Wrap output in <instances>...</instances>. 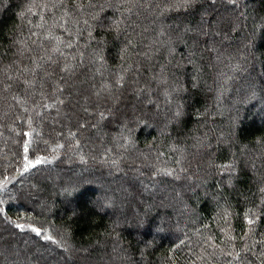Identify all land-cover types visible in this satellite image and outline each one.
Returning <instances> with one entry per match:
<instances>
[{
    "label": "trees",
    "instance_id": "obj_1",
    "mask_svg": "<svg viewBox=\"0 0 264 264\" xmlns=\"http://www.w3.org/2000/svg\"><path fill=\"white\" fill-rule=\"evenodd\" d=\"M101 83L124 116L140 101L131 122L97 101ZM79 101L96 126L71 121ZM7 108L20 117L2 134L15 142L0 146V226L32 246L0 239V264H45L36 249L62 264L114 249L121 264H264V0H0ZM107 138L154 159L150 179L121 176V228ZM81 169L109 177L59 194Z\"/></svg>",
    "mask_w": 264,
    "mask_h": 264
},
{
    "label": "rangeland",
    "instance_id": "obj_2",
    "mask_svg": "<svg viewBox=\"0 0 264 264\" xmlns=\"http://www.w3.org/2000/svg\"><path fill=\"white\" fill-rule=\"evenodd\" d=\"M239 9L241 10V7L240 6H239ZM239 27L246 28V27H244V24L243 23H240L239 24ZM153 46H155V44H153ZM151 52H153V51H151ZM246 52L248 53V51H245V53ZM148 59H150V58H148ZM132 77H133V74H132ZM103 85H104L103 87L105 88L106 85L105 84H103ZM89 86H91V85H89ZM96 86H98V90L99 91L98 90L97 91L99 92V95H100V99H99L100 101L99 100H97V101L99 103L100 102H102V103L104 102L103 104H105V103L108 104L110 102L109 105L112 108H114L113 111H112V114L114 113V115H116V119H118L120 121V123H121V121H124L123 118H125V121L127 120V121H130L131 122V119H133V117L135 116V114H137L139 112L138 110H140V107H141V104H139L140 101H136L137 99L136 100H133V101L131 99H129L130 100V101L128 100V102H129V105H128L129 106V110L126 111V116H124V114L121 113V110L123 109V106L126 103V99L124 100V104H123V96L121 97V94H119V97L116 100L113 101V98H111V96L106 93L107 90L106 91L105 90H102V88H101L102 87V83L101 84H98ZM88 89H89V87H88ZM87 96H88L87 97V101L89 99H94L93 98L94 94L91 96V92H89V91L87 92ZM81 99L82 98L80 97L79 100H81ZM112 102H113V104H112ZM83 105L84 106H89L88 105V102H85L84 104H83V102H80V104L77 103V105L73 106V110H74L75 116H71L72 118L70 117L71 118V121H72L73 118L75 119L77 117V114L80 115L81 112L82 113H85L86 112ZM63 108H65L64 105H61L60 104V108L57 109V111H54V113H56V114H55V116H53V118H56V116L63 115L64 113L67 114V111H64L63 112ZM17 111H19V110H17ZM17 111H15V110L9 111V109L7 108L3 112V114H4L3 118L0 117V130H1L0 131V141H1L0 142V146L4 145L5 143L7 145L9 141L10 142L11 141L12 142H15L14 139L12 138V136L9 137V135H7L8 137H7V140H6V139L2 138V137H4V135H2V134H3V130H6L8 128V126H9V129L11 130V128H12V124H11L12 121L16 122L18 120V118L20 117V115L19 116H18V114L16 115ZM7 113H8V115H7ZM5 115H6V118H4ZM81 115H83V114H81ZM99 116H100V113H97V112L91 113V114H88V115L85 113L83 115V117H82V120H83V122H85L88 125L96 126L97 125V122L96 121L98 120ZM5 122H8V124H5ZM79 123H82L81 120H80ZM111 136H113V135L111 134ZM94 138L95 139H92L91 140L92 141V143H91L92 145H97V144L98 145H101L102 142H104V140H105V139L103 140V136H99V135L97 137H94ZM117 140H118V138H115V139L113 138V139H110V140H108V138H107V141H109L108 142V145L110 147H113L112 148L113 157H115L114 158L115 160H111V161H113V163L116 162V164H119L118 165L119 168H117V169L115 168V170L112 173H114L115 175H118V174H120V175L119 176H115V179H112L111 178L113 181L109 185L110 186H116V184H117L119 186V189H120V196L114 202V205H116V208H115V210H116L115 217H117V218L116 219L113 218L112 220H114V224L116 223L115 220H118L117 221V224H115V225H117L119 228H121V225L126 224V221H124L123 219L121 220V200H123V198L121 199V176L122 177L125 176L127 179L132 178V180L130 179L131 182L132 181H135V179H137L138 176H146V177L149 178V175L150 174L148 175L147 173H143V172L145 171V168L147 167V164L152 161L153 156H152V152L149 153L150 152L149 151L148 154L146 155V158L143 157V156H141L140 154L139 155H136V154L135 155H132L131 154L132 156H127L126 155L124 157H121L122 155H124L123 153L125 152V150L121 153V146H118L117 143L115 142ZM99 143H101V144H99ZM106 150L108 151V147H106ZM24 156H25L24 162L26 163V167L27 168L28 167H32L34 165H37L40 162L39 160L34 161L32 159H30L31 161L30 160L28 161L27 153H25ZM116 158H118V159H116ZM121 158H122V160H121ZM149 158H151V160H149ZM0 165H2V162L0 163ZM93 170H91V169H89V170H87V169H81V170H79L80 173L82 174V178L81 179H83V180L79 179L78 182H76L75 185H71V186H67V187H64L63 186L64 189L61 190V191L58 190V193L59 194L60 193L61 194H65V198H67L68 196H66V195L69 194V192H71L72 190L78 189V188H80L82 186L88 185V182H91L92 180H95L96 177L100 176L101 178H103V180H107V178L109 177V174L108 173H104L103 171L101 172L98 169H97L98 171H93ZM44 179L45 180L42 183H44V182L50 183L49 180L51 182H54V183H57V180L59 182L61 181L60 178L58 179V173L57 172L54 174V176L52 175L51 178L45 177ZM149 179H147L146 181H149ZM102 182L104 183V181H102ZM106 182L107 181H105V183ZM106 184H108V183H106ZM109 185H108V187H110ZM104 187H105V184H104ZM124 191H126V189ZM126 192H128V191H126ZM65 200L63 201L64 204H66V201ZM125 201H126V203H125ZM93 202H94V204H95L94 206L96 208L97 207L100 208V206H101V200H98V201L95 200ZM124 203L127 206V200H124ZM40 206H41V204H40ZM0 230H2L0 232V239L2 240V242L3 243L4 242H8L9 244L13 245L14 244V237L12 236V234L9 233V232L4 231V229H3L2 226H0ZM14 245L16 246V250H18V251H23V248H28V247H31L32 246V244L30 243V241L29 240H25V239L24 240H16V242H15ZM115 252H116V250L114 249V251L113 252H109L110 254H108V255L102 254V256H101L102 258H99V263L106 264V262H108V260H109V262L111 261L114 264H121V258H124V257L121 256V255H119V254H116ZM36 253H37V254H35L36 257L37 256H40V258H41L39 260V257H37L38 258V261L40 263L43 262L45 264H62V259L65 258V257H63V254H59L57 256H54L53 255L54 252L53 251L50 252L48 250H46L45 251L46 254H44V252H41V251L38 253V251L36 249ZM84 263L85 264H90V263L96 264V262H91L89 260H86Z\"/></svg>",
    "mask_w": 264,
    "mask_h": 264
},
{
    "label": "snow or ice",
    "instance_id": "obj_3",
    "mask_svg": "<svg viewBox=\"0 0 264 264\" xmlns=\"http://www.w3.org/2000/svg\"><path fill=\"white\" fill-rule=\"evenodd\" d=\"M213 2H215V0H213ZM191 3H194V0H181V4H182V5H183V4H191ZM249 223H251V221H249ZM18 227H22V226L18 225ZM31 230H32L33 232H36L37 235H40V232H39L38 229L33 228V229H31Z\"/></svg>",
    "mask_w": 264,
    "mask_h": 264
}]
</instances>
